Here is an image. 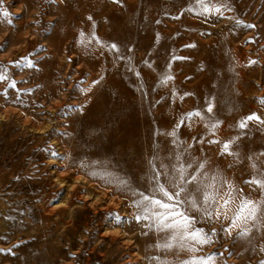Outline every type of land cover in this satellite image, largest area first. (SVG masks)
<instances>
[{"label":"rangeland","instance_id":"374dc122","mask_svg":"<svg viewBox=\"0 0 264 264\" xmlns=\"http://www.w3.org/2000/svg\"><path fill=\"white\" fill-rule=\"evenodd\" d=\"M0 2V264H180L193 253L158 248L167 233L134 203L177 156L264 199L244 183L264 172V123L238 127L264 120V0H211L222 14L197 0ZM229 140L235 155H220ZM222 226L196 224L216 229L196 256L264 260V224L246 238Z\"/></svg>","mask_w":264,"mask_h":264},{"label":"snow or ice","instance_id":"6c2138e0","mask_svg":"<svg viewBox=\"0 0 264 264\" xmlns=\"http://www.w3.org/2000/svg\"><path fill=\"white\" fill-rule=\"evenodd\" d=\"M114 2L120 3V0H114ZM197 3L201 5V14L213 11L221 13L219 7H209L211 0H197ZM0 16L11 24V20L8 19L10 13L2 8V2H0ZM88 19L91 20L92 18L89 17ZM237 23L241 22L237 21ZM246 27L252 28L255 25L248 24ZM186 47H194V45H186ZM111 48L114 51L118 50L116 44H112ZM23 59L26 61V67L34 66L31 61H27L26 57ZM178 59L185 58L178 57ZM250 63H256V61H250ZM4 79H7V76L0 71V80ZM171 79V76H167L162 82L166 83ZM93 83H98V81ZM9 87H15V83H10ZM185 95L189 94L185 93ZM260 102L264 104V100ZM207 111H212L211 104H209ZM200 115V112L185 114L177 127L184 124L185 120ZM249 121L264 123L260 116L252 113L240 120L238 127L245 129ZM217 124H213L212 127L215 128ZM170 134L175 136V130ZM208 142L221 143V141L216 140ZM234 144L235 140L224 141L220 155H235L233 151ZM51 154L53 156L58 155L55 152ZM261 155H264V153H261ZM176 161V164H161L160 169L163 171L157 170L153 166L154 175L151 178L150 190L147 193L140 192V199L134 202L137 208L140 209V214L136 216V220L137 222L140 220L151 221L146 227H155L158 231L167 233V239L158 244V248L162 250L186 249L193 253L188 259L181 260L180 264H214L213 256H196L195 253L200 251L202 246L213 242L212 235L216 233V229L213 228L211 232H206L203 227H196V224L205 221H217L222 222V224L227 222V226H222L221 230L223 232L231 235L233 231L240 229L238 235L241 238H246L252 228H258V226L264 224V199L255 201L249 199L243 194V190L237 189L231 181L222 180L218 171L209 175L205 171L206 162H200L193 168L194 162L185 164L181 161L180 156L176 157ZM252 168L256 169V164H253ZM189 169H193L192 173H189ZM161 177H163V180ZM121 183L125 182L121 181ZM244 183L254 191L259 190L262 197H264V172L257 170V174L245 180ZM189 185L191 188H189ZM190 209L196 210L199 215H189ZM114 219H119V215L116 214ZM249 225L251 227H248ZM4 251V249H0V252ZM7 251L9 254L11 253V249ZM260 251L264 252V248H261ZM162 264H166V262H162ZM260 264H264V260H261Z\"/></svg>","mask_w":264,"mask_h":264},{"label":"bare ground","instance_id":"6f19581e","mask_svg":"<svg viewBox=\"0 0 264 264\" xmlns=\"http://www.w3.org/2000/svg\"><path fill=\"white\" fill-rule=\"evenodd\" d=\"M77 74H79L78 72H77ZM80 79V77L79 76H77L76 77V80H79ZM49 95H53V93H51V94H49ZM261 164H262V162H261ZM262 166H263V164H262ZM263 169H264V167H263ZM257 174V171H255L254 173H253V175H256ZM260 192V191H259ZM97 216V215H96Z\"/></svg>","mask_w":264,"mask_h":264}]
</instances>
